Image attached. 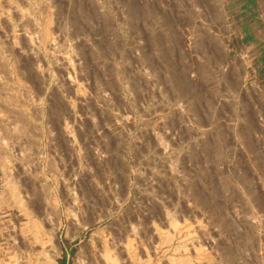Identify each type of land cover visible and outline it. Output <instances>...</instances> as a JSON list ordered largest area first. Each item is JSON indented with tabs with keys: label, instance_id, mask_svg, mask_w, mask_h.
Returning a JSON list of instances; mask_svg holds the SVG:
<instances>
[{
	"label": "rangeland",
	"instance_id": "obj_1",
	"mask_svg": "<svg viewBox=\"0 0 264 264\" xmlns=\"http://www.w3.org/2000/svg\"><path fill=\"white\" fill-rule=\"evenodd\" d=\"M0 264H264V0H0Z\"/></svg>",
	"mask_w": 264,
	"mask_h": 264
}]
</instances>
